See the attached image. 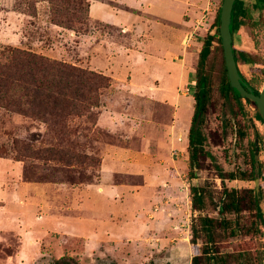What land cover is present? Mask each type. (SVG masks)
<instances>
[{
    "label": "crops",
    "instance_id": "crops-1",
    "mask_svg": "<svg viewBox=\"0 0 264 264\" xmlns=\"http://www.w3.org/2000/svg\"><path fill=\"white\" fill-rule=\"evenodd\" d=\"M96 2L114 8L100 11L93 8ZM104 2L89 0V20L117 29L129 42L114 52L90 34L84 36L90 39V69L111 79L112 92L94 126L110 139L94 142L99 151L96 170H66L65 179L26 180L19 164L5 166L8 172L0 174V218L4 217L0 234L16 235L19 243L15 249L0 243V250L9 253L0 255L4 263L13 250L17 264L46 262L26 257L24 252L29 250L35 255L62 252L61 257H71L77 264L78 252L86 264H124V254L131 250L134 257L130 261L139 258L135 257L138 252L152 253L161 246L174 251L179 232L186 231L188 242L189 228L182 227L190 214V187L183 163L174 155H187L190 119L181 130L172 116L186 98L192 114L190 97L178 94L192 74L190 45L184 47L181 41L195 30L198 8L202 15L212 5L210 0H185L187 8L172 21L162 10L147 12ZM113 11L136 18L111 20ZM148 105L171 113L167 119L148 115L143 108ZM162 236L170 239L165 243ZM73 241L77 249L72 248Z\"/></svg>",
    "mask_w": 264,
    "mask_h": 264
},
{
    "label": "rangeland",
    "instance_id": "rangeland-1",
    "mask_svg": "<svg viewBox=\"0 0 264 264\" xmlns=\"http://www.w3.org/2000/svg\"><path fill=\"white\" fill-rule=\"evenodd\" d=\"M100 1L104 2V0ZM110 1L127 7H140L144 11L147 9V12L162 10L165 12L164 14L167 13L171 17L172 21H176L181 12L187 8L185 0ZM220 1L210 0L212 6H210L209 12L202 15L200 14L201 7L197 10L196 20H198V24L194 26L195 30L192 31L194 32L192 43L188 44L190 45L188 50L192 52V56L188 61L190 67L192 66L191 76L204 37L212 35L216 38L213 20L217 8L221 4ZM239 1L244 4L245 22L232 33V48L245 54L246 63L239 59L237 61L238 72L245 77L250 86L259 91L264 82V7H254V0ZM87 2L89 3V0ZM95 6L100 11L105 7L114 8L105 2H96L93 4V8ZM114 13L113 11L110 19L119 22H127L136 18L132 14H129V16L128 12H117L116 15ZM87 26V34L102 43L107 51L118 52L120 49L128 47L127 37L117 29L90 20L87 21ZM85 35H74L72 31L51 24L49 22V5L45 0H0V47L28 50L80 69L100 73L97 70L90 69L91 64L88 63L89 54H87L90 39L85 40ZM93 42L96 43L95 40ZM216 47V42H213L211 53L208 55L204 66V71L208 75L210 90L205 122L201 128L206 139L202 147L203 156L200 158V168L192 172L193 178H188L190 172L188 156L184 154L181 158L179 152L174 155L179 163H183L184 175L185 178H188L189 187H202L204 189V206L199 211H192L190 207V214L186 222L188 227L184 224L182 229L187 228L188 230L192 218L207 216L219 219L221 217L217 214L216 206L222 187L235 189L242 195H246L252 189H257L262 223L254 219L252 211L246 208H243L238 217L242 228L255 225L256 233H241L236 237L223 234L224 237L216 242V248L220 254L225 255L229 264L254 263L257 253H260L264 262V139H262V143L257 145L256 161L261 165V173L256 183L218 178L219 175H225L229 172L247 171L249 169L245 149L246 141L247 139L253 140L255 133L263 134L264 127L258 121L256 109L251 102H245L241 99V111L238 112L236 107L233 106V113H228L227 107H225L218 94L221 60L219 51L215 50ZM174 64L178 63L174 62ZM111 89L110 87L101 91L98 98V114L101 106L106 103L105 98H108L111 94ZM194 91L192 83L188 84L187 82L185 89L181 92L178 91V94L184 93L186 97H190L192 104L191 95ZM187 102L186 98L172 116L177 129L182 130L189 123L191 112H189L190 105ZM143 108L148 115L157 116L161 119L162 117L167 119L169 113H171L169 109L161 106L152 107V105H148ZM88 122L89 120L85 118H72L71 121L67 122V132H74L76 135L66 132L58 135L55 131L56 128L50 124L45 125L39 120L0 108V174L4 175L8 172L5 166L11 163L21 166L26 180L65 179L66 170L72 169L73 171H70L72 173L83 171L85 169L83 166L94 167V161L99 159L97 144L94 142L107 140L110 137L105 135L103 131L95 129V125L90 126ZM236 128L246 133L247 137L240 141L237 140ZM68 148L73 151H56L58 149L67 150ZM66 154L77 159L78 162L75 166H66L58 162L59 157ZM45 159L48 160L43 161ZM14 167L17 168L18 166ZM223 217L227 228L232 227L234 216L225 214ZM1 218L0 224H2ZM185 233L186 231L184 233L179 232L178 244L174 251L167 250V246H161L162 249L152 253L138 252L135 257L139 258L136 261H130L129 258L134 257L133 250H131L125 252L124 258L126 260H124V264H190V258L195 254H199V248L203 240H196L195 244L192 245L189 241V230L187 231L188 242L185 240ZM162 237L167 239L165 243L170 239L166 236ZM50 242L52 244L56 243V241ZM0 243H5L8 247L15 249L19 243V237L1 233ZM71 244L73 249L78 248L77 242L73 241ZM8 254L7 251L0 250L1 256L5 257ZM24 254L26 257L34 256L33 260H45L44 264H52L54 257H61L62 252L40 251L35 255L33 251L27 250ZM41 255L43 256L41 257ZM16 256L17 253L13 250L10 258L7 259V263H4V260L0 258V264H17ZM76 257H81L78 259L79 264H86L84 260H81V253L78 252Z\"/></svg>",
    "mask_w": 264,
    "mask_h": 264
},
{
    "label": "trees",
    "instance_id": "trees-1",
    "mask_svg": "<svg viewBox=\"0 0 264 264\" xmlns=\"http://www.w3.org/2000/svg\"><path fill=\"white\" fill-rule=\"evenodd\" d=\"M45 1L49 5V22L51 24L72 31L74 35L87 34V21H89L87 0ZM253 6L264 7V0H254ZM218 13L219 7L213 20L216 38L212 35L204 37L197 54L193 75L188 80V84L192 83L195 90L191 95L193 99L192 114L187 131L189 179L193 178L192 172L200 168V158L203 156L202 147L206 139L201 128L205 122L210 90L208 75L204 71V66L208 55L211 53L213 42L217 44L215 50L219 51L221 60L218 78L219 97L227 107L229 114L233 113V106L238 112L241 111V99L237 92L229 87L225 74L218 38ZM245 15L244 4L235 0L229 24L231 35L244 24ZM232 53L235 63L238 59L246 63V56L242 51L232 49ZM242 80L256 95L258 89L250 86L244 77ZM110 81L109 77L100 73L80 69L28 50L0 47V108L39 120L45 125L50 124L56 128L55 131L58 135L65 132L70 133L67 132V122L71 121L72 118H85L89 120L90 126L95 125L98 117L99 95L102 90L110 88ZM91 116L92 118H90ZM256 117L261 122L259 116L256 115ZM235 133L239 141L247 137L246 133L239 128L235 129ZM70 134L76 135L74 132ZM262 138L264 139V133L261 137L255 133L254 140L247 139L246 141L245 149L249 168L247 171L229 172L225 175H219L218 178L247 182L253 181L255 176L260 178L261 165L256 161V154L258 153L256 144ZM56 151L73 150L68 148L67 150L58 149ZM58 162L66 166H75L78 161L75 157L66 154L59 157ZM93 165L94 167L87 165L83 168H85L84 170L90 168V170H96L99 166V159L94 161ZM189 194L191 210L199 211L204 206V189L202 187H190ZM216 208L217 214L222 218L199 216L191 220L189 241L192 245L195 244L196 240H203V242L199 248V254L190 258V264H229L225 255L217 251L216 242L218 239L224 237L223 234L236 237L241 233H256L255 225L244 228L240 226L238 217L243 208L251 210L253 218L262 223L258 193L254 189L248 191L246 195H242L235 189L222 187ZM225 214L234 216L233 226L229 229L223 217ZM52 264H77V262L71 257L62 256L54 260ZM236 264H264V262L260 253H257L254 263L241 262Z\"/></svg>",
    "mask_w": 264,
    "mask_h": 264
},
{
    "label": "water",
    "instance_id": "water-1",
    "mask_svg": "<svg viewBox=\"0 0 264 264\" xmlns=\"http://www.w3.org/2000/svg\"><path fill=\"white\" fill-rule=\"evenodd\" d=\"M234 1L235 0H222L218 13V38L222 51L225 74L229 87L237 92L238 97L254 104L256 113L264 127V82L257 94L254 95L251 89L242 82L232 53L229 24ZM256 181L257 176H255L253 182L256 183ZM255 191H257V189H255Z\"/></svg>",
    "mask_w": 264,
    "mask_h": 264
},
{
    "label": "built area",
    "instance_id": "built-area-1",
    "mask_svg": "<svg viewBox=\"0 0 264 264\" xmlns=\"http://www.w3.org/2000/svg\"><path fill=\"white\" fill-rule=\"evenodd\" d=\"M196 24H198V23H196ZM193 38H194V32L186 33L183 36L182 41H181L182 46L187 47V45L190 43V41L193 40Z\"/></svg>",
    "mask_w": 264,
    "mask_h": 264
},
{
    "label": "flooded vegetation",
    "instance_id": "flooded-vegetation-1",
    "mask_svg": "<svg viewBox=\"0 0 264 264\" xmlns=\"http://www.w3.org/2000/svg\"><path fill=\"white\" fill-rule=\"evenodd\" d=\"M232 44V43H231ZM233 49V48H232ZM236 68H237V63H236ZM237 71H238V69H237ZM238 74H239V76L241 77L242 75L238 72ZM243 77V76H242ZM242 77H241V80H242ZM245 78V77H244ZM242 82H243V80H242ZM244 83V82H243ZM245 84V83H244ZM246 85V84H245ZM249 87V86H248ZM244 101H247V100H245V99H243ZM247 102H249V101H247ZM253 104V103H252ZM254 105V104H253ZM255 107V106H254ZM259 121V120H258ZM260 123H262V122H260ZM258 134V133H257ZM259 135V134H258ZM263 134H261V135H259L260 137L262 136ZM263 139V138H262ZM262 139L259 141V142H257V144L256 145H258L259 143H262ZM253 140H254V138H253ZM252 141V140H251ZM257 149H258V147H257Z\"/></svg>",
    "mask_w": 264,
    "mask_h": 264
}]
</instances>
